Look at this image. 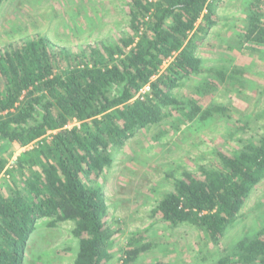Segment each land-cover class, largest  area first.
<instances>
[{
  "label": "trees",
  "instance_id": "1",
  "mask_svg": "<svg viewBox=\"0 0 264 264\" xmlns=\"http://www.w3.org/2000/svg\"><path fill=\"white\" fill-rule=\"evenodd\" d=\"M262 4L246 1L238 46L264 47ZM128 7V32L113 43L71 52L33 36L0 48V264H23L29 235L43 219L49 228L72 223L73 264H107L117 230L107 220L97 180L115 152L139 130L170 117V110L188 122L212 119L223 108H203L199 99L219 86H241L235 66L208 68L193 89L198 101L174 93L204 72L197 41L217 24L215 0H129ZM5 143L33 146L8 168ZM199 169V175L174 177L150 216L172 227L192 226L217 245L264 179V129L257 141L219 152L216 165ZM261 220L257 232L237 240L215 264H264ZM140 240H129L116 264H134L147 249L134 246Z\"/></svg>",
  "mask_w": 264,
  "mask_h": 264
},
{
  "label": "rangeland",
  "instance_id": "2",
  "mask_svg": "<svg viewBox=\"0 0 264 264\" xmlns=\"http://www.w3.org/2000/svg\"><path fill=\"white\" fill-rule=\"evenodd\" d=\"M246 1L215 0L217 24L197 41L204 72L174 90L178 98L195 100L193 89L205 79L206 69L229 72L235 66L241 86H219L209 96L196 99L203 108L215 105L223 112L193 123L170 110V117L139 130L115 152L111 166L98 178L108 205L107 220L117 230L109 247L113 256L107 264H116L128 241L138 238L141 240L134 246L147 249L134 264H215L237 240L260 229L264 179L254 187L234 227L217 245L192 226L172 227L150 216L162 195L171 190L174 177L179 178L183 171L199 175L200 167L216 165L219 152L231 154L263 133L264 47L238 46L246 22ZM128 5L129 0H4L0 6V48L33 36H44L71 52L99 42L113 43L128 32ZM211 78L215 79L214 74ZM32 146L5 143L1 153L9 161L6 167ZM46 221H38L29 235L23 264H73L78 245L71 233L72 223L49 228Z\"/></svg>",
  "mask_w": 264,
  "mask_h": 264
},
{
  "label": "built area",
  "instance_id": "3",
  "mask_svg": "<svg viewBox=\"0 0 264 264\" xmlns=\"http://www.w3.org/2000/svg\"><path fill=\"white\" fill-rule=\"evenodd\" d=\"M148 90H149L148 87H145V88L142 89L140 92L143 94V93H146ZM73 124H74V123H69L66 127H67V128H71V127H72L71 125H73ZM76 125H78V124H76Z\"/></svg>",
  "mask_w": 264,
  "mask_h": 264
}]
</instances>
